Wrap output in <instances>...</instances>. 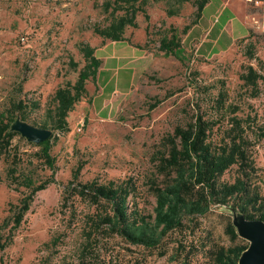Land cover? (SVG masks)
Wrapping results in <instances>:
<instances>
[{
    "label": "rangeland",
    "instance_id": "1",
    "mask_svg": "<svg viewBox=\"0 0 264 264\" xmlns=\"http://www.w3.org/2000/svg\"><path fill=\"white\" fill-rule=\"evenodd\" d=\"M103 1L0 0V110L13 97L31 99L40 107L30 110L27 122L41 125L56 107L57 89L75 84L86 66L80 44L96 48L102 62L97 80L86 82L87 95L69 113L70 131L59 134L52 149L58 183L35 195L13 244L0 253V264H71L78 217H72L71 207L62 209V191L76 174L83 182L139 179L145 184L139 207L154 214L156 198L149 182L168 181L161 173L162 158L168 155L176 127L186 126L199 112L211 116L212 99L221 89L228 91V103L238 108V116L254 118L256 110L264 117V0H212L187 34L183 31L195 21L196 7L185 4L180 16L168 17L164 3L151 2L138 14V27L128 28L126 41L119 42L94 33L96 23L105 25L106 15L96 6ZM175 33L185 50L183 60L159 50L160 38ZM251 67L263 76L258 91L246 87L242 79ZM232 105L228 116L233 114ZM15 144L39 164L40 177L51 175L37 161L38 148L28 139L19 136ZM255 149L253 180L264 196V140ZM237 169L223 178L234 181ZM0 174L2 222L14 214L24 189L10 185L4 161ZM77 208L78 214L88 209L81 202ZM234 220L230 208L216 206L186 221L185 231L170 232L154 250L117 239L109 251L121 255L118 263L110 264H182L171 256H177L185 239L196 246L188 264H206L210 248L250 245L244 237L233 241L228 234ZM65 232L68 237L53 252L42 249L54 235L61 238Z\"/></svg>",
    "mask_w": 264,
    "mask_h": 264
},
{
    "label": "trees",
    "instance_id": "2",
    "mask_svg": "<svg viewBox=\"0 0 264 264\" xmlns=\"http://www.w3.org/2000/svg\"><path fill=\"white\" fill-rule=\"evenodd\" d=\"M211 1L104 0L96 6L106 15L105 25L96 23L93 30L104 40L126 41L127 29L138 27V14L155 2L164 3L168 17L180 16L185 4L196 7L195 21L184 28L183 33L187 34L202 19ZM183 48L178 33L172 34L171 38H160L159 50L167 56L174 55L183 60ZM79 49L87 63L78 81L59 87L54 94L56 107L51 110L49 119L41 125L33 123L35 127L53 130L54 133L39 144L28 140L29 144L38 148L35 154L37 161L52 172L50 176L38 175L39 164L33 157L23 154L15 144L17 137L27 138L12 129L17 120L27 122L30 110L40 107L39 103L16 96L0 110V162L6 164L10 185L16 190L24 189L23 197L14 206V214L0 222V253L13 244L15 232L24 222L35 195L58 183L55 178L57 162L52 149L59 134L70 131L69 113L87 95L86 82L91 78L97 80L102 63L96 55V48L88 43H81ZM242 79L246 87L258 91L263 76L251 67ZM228 100V91L223 88L212 99L214 112L211 116L206 117L199 112L186 126L176 127L168 155L162 158L161 173L168 181L159 184L151 179L149 182L150 191L156 198L154 214H146L139 207V199L145 194V184L134 177L99 183L80 181L76 174L63 185L62 209L71 207L72 217H78L79 233L71 264L118 263L120 252L109 251L117 239L147 249L160 248L170 232L185 231L187 222L206 215L216 206L228 207L233 213L243 214L249 220L264 221V196L253 180L256 176L253 173L257 172L255 146L264 140V117L260 118L256 110L254 118L250 116L252 114L240 117L236 114L238 108L229 104ZM231 105L234 115L228 116ZM234 167L238 168L235 180H225L223 177ZM2 181L0 174V183ZM78 202L85 203L88 209L78 214ZM227 232L233 241L240 237L234 223L229 224ZM60 235L61 238L54 235L42 249L53 252L61 246L68 233ZM193 245V241L181 240L177 256H171V259H181L182 264H188L196 249ZM248 247L249 244H235L210 248L206 251V264H239ZM167 253V249L163 251V255Z\"/></svg>",
    "mask_w": 264,
    "mask_h": 264
},
{
    "label": "water",
    "instance_id": "3",
    "mask_svg": "<svg viewBox=\"0 0 264 264\" xmlns=\"http://www.w3.org/2000/svg\"><path fill=\"white\" fill-rule=\"evenodd\" d=\"M16 124L19 126L14 128ZM12 129L19 131L29 141L38 144L49 139L53 134L49 129L38 128L21 120H17ZM234 226L240 236L250 241V245L242 254L239 264H264V221L249 220L243 214L235 213Z\"/></svg>",
    "mask_w": 264,
    "mask_h": 264
}]
</instances>
